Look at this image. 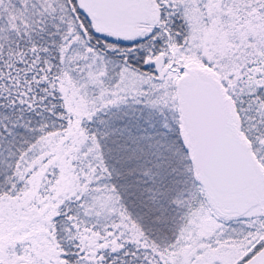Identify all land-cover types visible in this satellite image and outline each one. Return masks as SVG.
<instances>
[{
	"label": "snow or ice",
	"instance_id": "1",
	"mask_svg": "<svg viewBox=\"0 0 264 264\" xmlns=\"http://www.w3.org/2000/svg\"><path fill=\"white\" fill-rule=\"evenodd\" d=\"M0 264H264V0H0Z\"/></svg>",
	"mask_w": 264,
	"mask_h": 264
}]
</instances>
